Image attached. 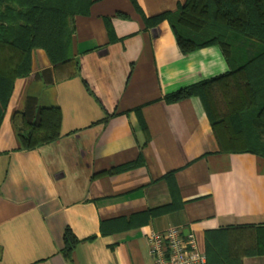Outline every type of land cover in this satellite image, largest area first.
<instances>
[{
  "label": "crops",
  "instance_id": "obj_1",
  "mask_svg": "<svg viewBox=\"0 0 264 264\" xmlns=\"http://www.w3.org/2000/svg\"><path fill=\"white\" fill-rule=\"evenodd\" d=\"M93 1L75 18L76 56L62 71L73 76L56 80L37 49L30 75L15 81L0 129V264H156L148 237L171 227L194 233L205 254L207 237L216 246L225 237L223 257L264 264V254L246 255L264 226V159L221 152L199 98L164 101L229 72L221 49L184 55L168 21L146 24L186 0H136L140 10ZM29 98L61 110V137L21 150L13 116ZM139 157L140 167L99 175ZM68 227L81 240L70 261Z\"/></svg>",
  "mask_w": 264,
  "mask_h": 264
},
{
  "label": "trees",
  "instance_id": "obj_2",
  "mask_svg": "<svg viewBox=\"0 0 264 264\" xmlns=\"http://www.w3.org/2000/svg\"><path fill=\"white\" fill-rule=\"evenodd\" d=\"M131 1L139 9L136 0ZM93 3V0H0V129L15 81L32 71L34 50L47 53L56 69V80L73 76L62 71L76 56L75 18L88 16ZM144 19L151 28L168 21L184 55L212 46L221 49L230 66L229 72L182 88L165 96L164 101L175 104L199 98L221 152L250 153L264 159V0H186L176 13ZM106 21L110 40H114L111 20L106 18ZM236 39L260 46L249 57L241 45H236L240 49H234ZM61 119L58 107H41L36 99L29 98L26 108L13 116L19 149L32 150L59 140ZM143 130L148 135L145 125ZM141 165L139 157L99 175H115ZM173 175L174 172L169 173L166 179ZM169 209L150 210L147 215H158ZM217 240L218 246L207 237L206 264H243L240 258L223 257L220 245L227 239ZM64 242L61 253L70 261L81 240L68 227ZM261 254H264V226L257 228L256 246L246 251L248 256Z\"/></svg>",
  "mask_w": 264,
  "mask_h": 264
},
{
  "label": "built area",
  "instance_id": "obj_3",
  "mask_svg": "<svg viewBox=\"0 0 264 264\" xmlns=\"http://www.w3.org/2000/svg\"><path fill=\"white\" fill-rule=\"evenodd\" d=\"M148 239L150 254L156 264L207 263V256L200 250L194 233L184 235L180 227L152 232Z\"/></svg>",
  "mask_w": 264,
  "mask_h": 264
},
{
  "label": "rangeland",
  "instance_id": "obj_4",
  "mask_svg": "<svg viewBox=\"0 0 264 264\" xmlns=\"http://www.w3.org/2000/svg\"><path fill=\"white\" fill-rule=\"evenodd\" d=\"M241 45V49L242 50H246L247 51V55L249 57H251L252 55H254L256 52H257V47L260 46L259 44L255 43V42H252V41H248L246 39H236L233 41V46H234V49L238 50L240 49L239 47H236V45ZM256 44V45H255ZM237 54V53H236Z\"/></svg>",
  "mask_w": 264,
  "mask_h": 264
}]
</instances>
